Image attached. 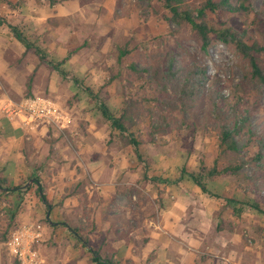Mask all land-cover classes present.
I'll return each instance as SVG.
<instances>
[{"label":"rangeland","instance_id":"1","mask_svg":"<svg viewBox=\"0 0 264 264\" xmlns=\"http://www.w3.org/2000/svg\"><path fill=\"white\" fill-rule=\"evenodd\" d=\"M11 1L16 8L1 3L0 19L19 22L24 33L38 41L53 61L69 57L64 66L69 77L64 78L41 63L32 52L21 55L17 67L19 86L12 89L13 102L7 106L15 111L10 115L6 108V114L19 124L30 147L25 153L30 172L18 181L6 178L5 172L0 171L6 180L4 187H22V193H0V222H4L0 241L8 229L9 242L15 231L37 224L42 225L44 237V227L50 226L49 221L70 223L65 209L71 206L77 215H82L69 224L78 230L79 237L72 239L76 249L81 243L79 239L87 237L94 209L102 205L100 187L87 169V164L92 163L97 168L103 167L116 187L108 204L113 221L111 230L119 221L127 238L143 234L148 226L146 220H157L158 212L164 208L163 199L168 195L174 201L185 202L191 214L202 217L210 239L223 237L230 248L235 243L243 250L249 248L254 264H264V215L252 207L255 196L248 193L252 185L249 178L255 175L264 193V161L262 166L254 161L260 151L257 141L259 138L264 141V85L246 79L250 72L248 63L235 49L217 43L209 54L203 53L196 33L191 27L169 20L170 13L159 0ZM202 1L188 0V5L196 9ZM248 3L253 12L225 14L224 18L235 30L264 45V0ZM123 51L129 53L119 61ZM169 53L174 55L176 69L193 62L205 66L211 79L224 85L223 92L232 98V104L240 101L242 83L246 85L247 97L241 103V110L244 115L248 111L255 136L250 139L247 130L241 132L237 136V154L226 153L220 147L218 128L207 98L199 100L190 112L167 111L161 107L159 99L162 102L166 96L151 81V71L157 59ZM75 78L95 91L104 87L101 96L116 114L129 99L139 102L140 123L132 132L144 141L140 149L142 161L133 147L122 143L118 132L112 130ZM27 103L50 104L58 117L55 122H40L30 140L22 124ZM158 113L168 115L171 131L157 135L155 143H148L147 127ZM217 158L221 167L233 161H248L239 176L207 179L208 188L222 198L204 194L182 175L183 168L191 173H199L203 164L211 168ZM145 175L151 180L145 179ZM156 177L173 183L154 182L152 179ZM36 178L41 179L52 205L54 199H59L56 214L54 211L48 217L37 194ZM31 180L34 182L30 183ZM16 181L18 184L14 185ZM225 198L248 205L238 213L234 207L241 205L230 206ZM71 199L78 206H66ZM17 209L19 213L11 222V215ZM219 226L222 231L217 230ZM60 236L36 242L42 264L43 254L53 264L60 263L65 256L69 238ZM141 239L134 240L141 244ZM7 243L0 245V264H18L10 255ZM210 246L207 238L199 252L204 260L202 264H215L217 257L226 256L223 249L217 252L218 256L213 254ZM114 255L106 256L119 264Z\"/></svg>","mask_w":264,"mask_h":264},{"label":"trees","instance_id":"2","mask_svg":"<svg viewBox=\"0 0 264 264\" xmlns=\"http://www.w3.org/2000/svg\"><path fill=\"white\" fill-rule=\"evenodd\" d=\"M159 1L169 11V20L179 26L191 27L196 33L203 53L209 54L212 46L217 43L233 47L235 52L248 63L250 72L246 79L264 85V66L262 64L264 45L249 39L245 32L235 30L224 18L225 14L253 12L248 3L249 0H203L196 9H190L188 0ZM1 3L13 8L17 6L11 0H0ZM212 22H215V24ZM4 25L8 26L13 36L25 47V54L29 52L34 53L41 63L48 65L53 71L58 72L64 78L69 77V73L64 69L69 57L59 62L53 61L49 58L47 51L38 44V41L30 39L24 33L21 26L12 24L6 19H0V26ZM128 53V51H123L119 61L128 55ZM74 81L78 85H81L83 90L96 103L102 117L111 124L112 130L118 132L122 143L127 147H133L139 160L142 161L140 149L144 141L132 132L140 123L141 107L139 102L129 99L124 104L121 112L116 114L101 96L104 87L99 91H95L92 87L85 85L84 82L77 78ZM151 81L166 96L164 101L161 102L159 99V102L161 107L167 111L190 112L196 107L199 100L207 98L211 106L210 114L218 128L219 145L224 152L232 154L239 152L237 136L244 130H247L250 139L255 136L250 125L251 119L248 111H245L246 114L244 115L241 110V103L247 97L245 96L247 91L245 84L242 83L243 93L240 96V101L232 104V98L223 92L224 85L220 81H213L205 66L193 62L181 69H176L175 58L172 53L167 54L163 58H158L152 65ZM170 131V119L168 115L158 113V117L147 127V142L155 143L157 135L166 134ZM257 142L260 146V151L257 153L254 161L262 166V162L264 161V141L259 138ZM247 164L248 161L241 160L233 161L229 165L221 167L217 158L214 166L211 168L203 164L199 173H191L186 168H183L182 175L187 176L204 194L222 198L219 195H215L208 188L207 179L239 176ZM145 179L151 180L148 175H145ZM152 180L157 183H173L159 177ZM249 180L252 185L248 193H252L255 196L252 207L264 215V193L261 190L259 178L255 175L250 177ZM4 183L6 184V180L0 174L1 194L22 193V187H4ZM175 183H178V181ZM35 185H37V194L41 202L49 212L52 204L49 202L40 178L35 179ZM29 189L30 187L27 188V190ZM225 200L230 206L240 204V208L234 207V211L238 213L243 211L244 207L248 205V203L240 202L236 199L225 198ZM18 213L19 209L11 215V222H14ZM9 227H12L11 223ZM8 230L3 233L0 243L8 242ZM217 230L222 231V228L219 226ZM100 261L101 258H95L96 263H100ZM107 263L114 264L111 260H108Z\"/></svg>","mask_w":264,"mask_h":264},{"label":"crops","instance_id":"3","mask_svg":"<svg viewBox=\"0 0 264 264\" xmlns=\"http://www.w3.org/2000/svg\"><path fill=\"white\" fill-rule=\"evenodd\" d=\"M8 14L10 15L9 12ZM9 22L15 25L19 24V22L10 21V19ZM4 27L8 28V26H0V171L5 172L6 178L20 181L30 172L25 154L30 147L24 141V134L19 124L6 114V108L10 102H13L12 89L19 86L17 67L21 55L25 54L26 50ZM87 165L91 177L100 187L99 196H101L102 205L98 209H94L95 213L87 226V237L84 240L78 238L81 243L76 249L73 240L79 237L78 230L73 229L69 224L82 215H77L71 208V204L78 206L75 201L71 199L66 205H69L70 208L65 209L66 217L70 218V223L65 224L63 221L59 223L54 220L49 221L50 226L44 227L43 242L52 239V237L61 238L62 234L69 238L65 256L60 263L54 264H108L107 261L112 259L106 255L110 253L115 254L114 259L118 260L119 264H202L204 260L199 252L207 238L210 241V250L213 254L217 255V252L222 249L226 252L224 259L216 256L215 264H254L249 248L243 250L237 243H235V247L230 248L228 241L223 240V237L210 239L209 233L202 223V217L191 214V210L185 202L174 201L168 195H165L163 199L164 208L158 212L157 220H146L148 226L144 228L145 232L141 235L139 233L135 237L142 238L141 244L135 242V238L125 236L119 221L114 226V230H111L113 221L108 204L112 192L115 191V184L110 182L108 173H105L103 167L97 168V165L94 166L92 163ZM17 184V181L14 182V185ZM58 202L59 199H54V205L50 208L48 217L55 211ZM195 210L199 209L195 208ZM2 223L4 224V222ZM2 223L0 222V227L3 225ZM43 257L44 264H53L44 254ZM97 257L101 258L100 263L95 262ZM203 264L206 263L203 262Z\"/></svg>","mask_w":264,"mask_h":264},{"label":"built area","instance_id":"4","mask_svg":"<svg viewBox=\"0 0 264 264\" xmlns=\"http://www.w3.org/2000/svg\"><path fill=\"white\" fill-rule=\"evenodd\" d=\"M26 113L22 116L23 128L26 131L27 139L30 140L32 134L37 131V126L42 121L55 122L57 120L56 111L50 104L27 103ZM8 113L12 115L15 110L12 107L7 108ZM43 238V227L37 224L30 227H24L13 233L10 241L7 243L11 256L16 259L18 264H42L43 260L36 248V242Z\"/></svg>","mask_w":264,"mask_h":264},{"label":"water","instance_id":"5","mask_svg":"<svg viewBox=\"0 0 264 264\" xmlns=\"http://www.w3.org/2000/svg\"><path fill=\"white\" fill-rule=\"evenodd\" d=\"M34 182V180H31V182L30 183H33Z\"/></svg>","mask_w":264,"mask_h":264}]
</instances>
